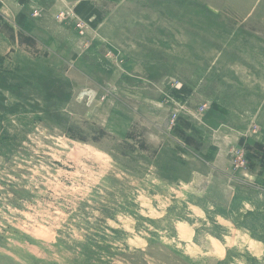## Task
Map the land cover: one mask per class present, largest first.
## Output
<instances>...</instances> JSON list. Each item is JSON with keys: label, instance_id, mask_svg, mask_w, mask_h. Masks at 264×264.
I'll return each mask as SVG.
<instances>
[{"label": "rangeland", "instance_id": "1", "mask_svg": "<svg viewBox=\"0 0 264 264\" xmlns=\"http://www.w3.org/2000/svg\"><path fill=\"white\" fill-rule=\"evenodd\" d=\"M257 3L0 0V264H264Z\"/></svg>", "mask_w": 264, "mask_h": 264}, {"label": "crops", "instance_id": "2", "mask_svg": "<svg viewBox=\"0 0 264 264\" xmlns=\"http://www.w3.org/2000/svg\"><path fill=\"white\" fill-rule=\"evenodd\" d=\"M257 1H258V3H257V8H258V6L260 5V3H261L262 0H257ZM253 9H254V7L250 10V14H251V12H252ZM250 14H249V15H250ZM248 17H249V16H248Z\"/></svg>", "mask_w": 264, "mask_h": 264}, {"label": "built area", "instance_id": "3", "mask_svg": "<svg viewBox=\"0 0 264 264\" xmlns=\"http://www.w3.org/2000/svg\"><path fill=\"white\" fill-rule=\"evenodd\" d=\"M79 27L81 28V25H79Z\"/></svg>", "mask_w": 264, "mask_h": 264}]
</instances>
